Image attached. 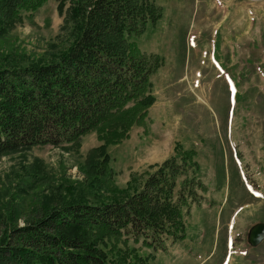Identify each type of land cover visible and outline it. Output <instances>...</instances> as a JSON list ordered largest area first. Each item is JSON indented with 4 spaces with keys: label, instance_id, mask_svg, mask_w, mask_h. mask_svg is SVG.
I'll use <instances>...</instances> for the list:
<instances>
[{
    "label": "rangeland",
    "instance_id": "1",
    "mask_svg": "<svg viewBox=\"0 0 264 264\" xmlns=\"http://www.w3.org/2000/svg\"><path fill=\"white\" fill-rule=\"evenodd\" d=\"M157 3L163 17L138 38L164 58L153 77L156 102L147 132L134 126L107 146L114 180L120 189L132 177L141 185L180 144L197 152L209 190L192 206L184 240L141 254L152 255L149 264H264V240L248 241L251 227L264 222V0ZM58 4L48 0L0 36V68L58 60L67 47ZM79 144L0 156V236L13 226L4 220L9 211L17 209L23 225L31 208L67 192V181L86 179L88 153L104 141L92 132Z\"/></svg>",
    "mask_w": 264,
    "mask_h": 264
},
{
    "label": "trees",
    "instance_id": "2",
    "mask_svg": "<svg viewBox=\"0 0 264 264\" xmlns=\"http://www.w3.org/2000/svg\"><path fill=\"white\" fill-rule=\"evenodd\" d=\"M47 1L0 0V36ZM58 10L67 40L58 60L0 68V156L78 147L92 132L104 144L89 151L86 179L67 181V192L31 208L23 225L20 212L9 211L4 220L13 226L0 236V264H149L152 255L142 249L166 251L184 240L190 210L209 190L197 152L180 144L141 185L132 177L120 189L110 165L109 144L129 138L134 126L147 132L153 77L164 58L143 50L138 38L163 8L157 0H59Z\"/></svg>",
    "mask_w": 264,
    "mask_h": 264
},
{
    "label": "water",
    "instance_id": "3",
    "mask_svg": "<svg viewBox=\"0 0 264 264\" xmlns=\"http://www.w3.org/2000/svg\"><path fill=\"white\" fill-rule=\"evenodd\" d=\"M264 240V222H259L251 227L248 241L252 246L259 245Z\"/></svg>",
    "mask_w": 264,
    "mask_h": 264
}]
</instances>
